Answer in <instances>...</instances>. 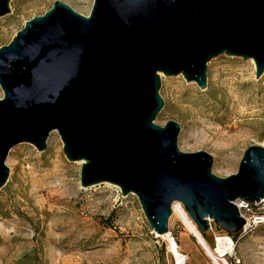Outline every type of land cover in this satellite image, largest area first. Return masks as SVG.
I'll return each instance as SVG.
<instances>
[{"label":"water","instance_id":"obj_1","mask_svg":"<svg viewBox=\"0 0 264 264\" xmlns=\"http://www.w3.org/2000/svg\"><path fill=\"white\" fill-rule=\"evenodd\" d=\"M0 0V17L10 12ZM227 56L264 73V0H94L88 17L55 1L0 47V188L12 147L46 149L52 131L82 188L108 183L134 194L150 228L168 232L179 202L201 234L244 225L234 201L264 195V149L249 147L237 173L219 178L203 151L177 147L179 126L154 123L160 77L206 88L207 64Z\"/></svg>","mask_w":264,"mask_h":264},{"label":"rangeland","instance_id":"obj_2","mask_svg":"<svg viewBox=\"0 0 264 264\" xmlns=\"http://www.w3.org/2000/svg\"><path fill=\"white\" fill-rule=\"evenodd\" d=\"M55 1L88 17L94 0H10V12L0 17V47ZM159 77L164 106L154 123L175 122L179 151L210 155L213 175L237 173L249 147L264 149V77L255 78L252 60H211L202 90L182 75ZM62 148L52 131L43 152L29 143L10 149L8 180L0 188V264H171L167 244L151 235L136 196H121L108 183L82 188L81 163L68 161ZM169 228L188 255L186 264H212L176 215ZM212 234L204 233L209 248ZM233 238L241 264H264V226Z\"/></svg>","mask_w":264,"mask_h":264},{"label":"built area","instance_id":"obj_3","mask_svg":"<svg viewBox=\"0 0 264 264\" xmlns=\"http://www.w3.org/2000/svg\"><path fill=\"white\" fill-rule=\"evenodd\" d=\"M234 204L238 209L240 217L244 219L245 222L238 233L239 237L248 235L251 231H253L257 227L264 226V195L258 202L252 203V202H246L240 199H236L234 201ZM180 206H182L181 203ZM182 209L186 214V218L187 219L190 218L183 206ZM171 210L173 212L172 208ZM177 221L180 225L183 226L182 222L178 218ZM208 226H209L208 231H211L213 233L212 235L214 242V244H211L210 247L217 261L220 264H227V263L241 264L240 259L237 258L235 255V240L233 238L234 236L232 234H227L223 231H218L217 230L218 228L214 225L213 221L209 219H208ZM150 233L154 237L157 243L159 240L164 241L167 244V247L168 244L171 243L178 244L177 238L173 235L172 230H170L169 228V222H168V232H167L168 234L166 239L159 238L158 235L153 232V230H151ZM167 251L171 255V264H186V262L188 261V255L181 252L180 248H179V253H180L179 260H177L176 257H174V255L171 252H169L168 248ZM211 262L212 264H214L212 260Z\"/></svg>","mask_w":264,"mask_h":264},{"label":"bare ground","instance_id":"obj_4","mask_svg":"<svg viewBox=\"0 0 264 264\" xmlns=\"http://www.w3.org/2000/svg\"><path fill=\"white\" fill-rule=\"evenodd\" d=\"M264 77V73L262 74ZM81 163V162H80ZM173 212L172 215L169 218V221L172 220V217L176 215V217L182 222V224L187 228V230L190 232V234L195 238L196 243L202 248V250L205 252V254L210 257V259L213 261L214 264H220L217 259L215 258V255L213 254V251L209 246L207 245L205 239L201 236L200 231L197 229L196 225L193 223V221L190 220V218H186V214L184 213V210L182 209V206H180L179 202H174L172 204ZM188 232V233H189ZM211 232V231H209ZM212 233V232H211ZM167 234L158 235L161 239H166ZM168 250L171 252L174 257H176L177 260H179V246H176V243L168 244ZM226 262V261H225ZM229 264V263H227Z\"/></svg>","mask_w":264,"mask_h":264},{"label":"trees","instance_id":"obj_5","mask_svg":"<svg viewBox=\"0 0 264 264\" xmlns=\"http://www.w3.org/2000/svg\"><path fill=\"white\" fill-rule=\"evenodd\" d=\"M232 235H233V236H236L237 234H232ZM201 236H203V239H204V234H203V235L201 234Z\"/></svg>","mask_w":264,"mask_h":264}]
</instances>
